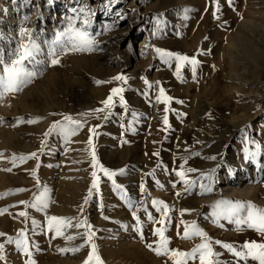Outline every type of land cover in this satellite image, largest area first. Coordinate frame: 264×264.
<instances>
[{
	"label": "rangeland",
	"instance_id": "374dc122",
	"mask_svg": "<svg viewBox=\"0 0 264 264\" xmlns=\"http://www.w3.org/2000/svg\"><path fill=\"white\" fill-rule=\"evenodd\" d=\"M84 19L95 50L61 53L51 65L49 42ZM133 19L141 33L120 40ZM21 29L40 44L44 54L37 59L44 63L22 91L0 100V264H85L91 247L79 248L85 227H75L85 221L104 264H173L147 245L158 247L155 232L164 228L170 249L191 251L203 239L181 238L192 223L237 250L245 241L264 242L215 207L240 201L264 208V0H219V10L214 0H0V59L8 61L27 42ZM147 31L154 33L150 41ZM144 42L156 50L136 59ZM157 49L195 58V72L188 61L161 58ZM117 75L126 80H113ZM115 87L124 89L123 102L114 96L105 107ZM161 89L172 98L168 103L158 101ZM34 101L50 107L32 116ZM65 115L83 127L70 137L50 132ZM64 182L74 184L59 198ZM44 193L47 207H32ZM153 201L167 204L170 222L159 223L163 209ZM58 205L75 207L69 213ZM53 216L73 226L56 235L49 230ZM9 238L27 239L31 255ZM212 246L220 264H237L227 249Z\"/></svg>",
	"mask_w": 264,
	"mask_h": 264
},
{
	"label": "snow or ice",
	"instance_id": "6c2138e0",
	"mask_svg": "<svg viewBox=\"0 0 264 264\" xmlns=\"http://www.w3.org/2000/svg\"><path fill=\"white\" fill-rule=\"evenodd\" d=\"M217 5V10H219V0H214ZM231 4L232 0H228ZM75 11V10H74ZM83 11V10H81ZM217 19L219 17H216ZM77 20L79 17L76 18ZM89 24L88 19H84L81 22V27H77L75 22H70L68 26L58 32L55 35V38L49 42V50L46 53L47 57L50 58L51 65H56L60 62L59 56L61 53L67 54L68 52H85L95 50L96 40L87 30V25ZM21 36L27 37V42H21L16 49L13 50L12 57L5 61L0 59V100L4 99L7 95L17 93L23 90L29 83L37 77L38 67L44 63L42 60H38L37 57L44 54L43 49L40 44L36 43L35 39L32 38L31 33L26 29H21ZM157 52L161 54V58L168 57L172 58L176 56L177 59L181 61H188L192 65V70L195 72L196 65L199 63L195 58L189 59L187 56H179L170 52H163L160 49H157ZM36 66V68L30 67ZM116 81H125L126 78L123 75H117L112 78ZM111 81H97V83H110ZM124 91L121 87H115L111 89V94L107 97L106 100L102 101L105 107H110L113 103L114 96H120L121 102H123V96L121 93ZM158 101L168 103L171 101V97H166L164 90H160V96L157 97ZM94 112H101L103 109H95ZM167 111V109L165 110ZM88 115V114H81ZM32 122V121H29ZM164 123L168 124L167 116L164 117ZM83 127V121L73 119L71 115L64 116V122H54L50 132L56 131L63 134L65 137H70L77 133V130ZM94 131V130H93ZM47 135V133H46ZM91 143V141H89ZM257 148L260 146L257 144ZM32 157H35V153L31 154ZM249 156L255 157L256 153L251 152ZM93 158L95 159V153L93 152ZM24 159V157H20ZM210 159H215L211 157ZM105 175L111 177L114 176V172H109L107 169H103ZM188 171H196L195 169H188ZM178 175L183 179L185 176L184 171L178 172ZM93 176H96V173L93 172ZM97 187L96 183H93V188ZM203 188L204 186L201 185ZM188 188L186 191H190ZM212 189L208 187L206 191L210 192ZM179 195V193H177ZM46 193L41 196L36 197V202L33 203L32 207L42 206L43 208L47 207L46 203ZM153 204L157 206V210L162 211V219L159 221L160 224L165 223V219H168L170 222V217H168V206L163 201H153ZM215 207L221 209L218 213L219 216H222L225 219H228L232 223L237 225L238 230H241L242 227L256 231L260 236H264V208H260L252 202H232V201H219ZM190 211V210H184ZM2 214V212H0ZM135 215V213H133ZM20 216H25V212H20ZM49 230L55 228L56 235H63L61 231V226L72 227L70 219L65 221V218L50 217L49 218ZM52 222H55L53 224ZM75 227H85V232L81 233L82 236L86 237L84 244L80 245L79 248L87 247L90 245L91 252L87 258L85 264H89L91 261H95V264H104L101 257L98 255L97 246L93 241V236L95 233L92 231V226L87 224V222L78 223ZM185 231L181 236L182 239H192L194 237H201L202 243L196 245L192 248L191 251L185 252L178 249H170L168 245L170 244V239L165 236L166 229L157 228L155 235L159 236V246L153 248V245L149 243L147 246L152 249L157 255L167 256L173 261V264H189L190 261L194 262L197 259L199 264H220L218 257L220 253L214 251L213 243L221 245L223 248L231 252L234 257L237 258V264L240 260L247 261L251 259L252 261L257 262V264H264V242L261 241H245L243 245L237 247L229 244L223 243L221 241H212L207 234L200 229L195 223L191 225L185 224ZM4 233H0V236H4ZM23 235V232H21ZM68 239H73V237H68ZM8 243H15L18 248L22 249L26 254L31 255L28 248L27 239L24 240H13L9 238ZM4 248L3 244H0V253H2ZM79 248L73 249V251H78ZM0 259H4L3 255H0ZM34 264V262H31Z\"/></svg>",
	"mask_w": 264,
	"mask_h": 264
},
{
	"label": "bare ground",
	"instance_id": "6f19581e",
	"mask_svg": "<svg viewBox=\"0 0 264 264\" xmlns=\"http://www.w3.org/2000/svg\"><path fill=\"white\" fill-rule=\"evenodd\" d=\"M195 1H197V0H195ZM262 15V14H261ZM255 16V15H254ZM254 25V23H253V21H247V23L245 24V25ZM242 25V24H241ZM143 26V25H142ZM248 27H251V26H248ZM249 29V28H248ZM245 30H246V28H245ZM141 33V26H140V24L138 25L137 24V20L136 19H133L129 24H128V29H127V31L125 32V34L121 37V39L120 40H124L125 38H130L131 40H132V36L133 35H139ZM264 33V32H263ZM251 34V33H250ZM235 35V34H234ZM264 35V34H263ZM154 38V33H153V31L151 32V31H147V32H145V39H153ZM237 39V38H236ZM262 40V39H261ZM143 41V40H142ZM150 41V40H149ZM242 41V40H241ZM239 42V41H238ZM261 42V41H260ZM259 42V43H260ZM142 43V42H141ZM231 43V42H230ZM232 44H234V43H232ZM144 46L142 47V48H145V50H146V53H145V50H143V51H141V52H139V53H136V55H135V58L137 59V58H139V56L141 57V56H145L146 54H150V55H153V53H154V51L156 50V45H153V46H151V47H148L149 45H148V43L147 42H144V44H143ZM261 49V48H260ZM141 50V49H140ZM247 50H248V52L249 51H251L250 50V48H247ZM261 52V51H260ZM125 55V54H124ZM123 55V56H124ZM250 55V54H249ZM232 56V55H231ZM236 57V56H235ZM122 58V57H121ZM220 59V58H219ZM233 59V58H232ZM126 62V66L128 65V66H130L131 65V63H133V58L130 56H128V57H126V60H125ZM235 61V60H234ZM137 62V61H136ZM138 65V64H137ZM136 68V67H135ZM39 99V98H38ZM33 100V99H32ZM49 104L47 103V102H45L44 104H38L37 103V101H34V102H31L30 104H29V112H31V115L32 116H36V114L37 113H39V112H42V113H45L48 109H49ZM49 119L48 120H46V121H44V124H47V123H49ZM72 184H74V183H72V182H64V184L61 186L62 188L60 189V192H59V198H65L66 196H67V193L69 192V189H70V186L72 185ZM58 208V210H62L63 209V212H69V213H71V212H73V210H74V207L75 206H73V205H68L67 207H62V205H58L57 206ZM105 246V245H104Z\"/></svg>",
	"mask_w": 264,
	"mask_h": 264
}]
</instances>
